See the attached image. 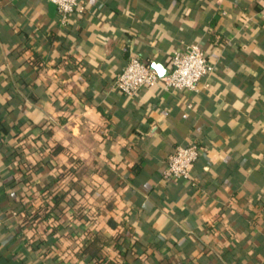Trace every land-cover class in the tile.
I'll use <instances>...</instances> for the list:
<instances>
[{"label": "crops", "instance_id": "crops-1", "mask_svg": "<svg viewBox=\"0 0 264 264\" xmlns=\"http://www.w3.org/2000/svg\"><path fill=\"white\" fill-rule=\"evenodd\" d=\"M188 44L196 91L114 86ZM0 212V264H264V0H0Z\"/></svg>", "mask_w": 264, "mask_h": 264}, {"label": "built area", "instance_id": "built-area-1", "mask_svg": "<svg viewBox=\"0 0 264 264\" xmlns=\"http://www.w3.org/2000/svg\"><path fill=\"white\" fill-rule=\"evenodd\" d=\"M55 4L60 23L65 24L71 13L84 9V0H49ZM213 63L197 44L185 45L170 55L164 74L131 54L113 80L114 86L125 95L135 96L145 86H159L166 91L186 89L196 91L200 79L212 72ZM201 149L195 142L178 145L166 158L162 175L165 178L190 179V170ZM4 217L0 213V225Z\"/></svg>", "mask_w": 264, "mask_h": 264}, {"label": "trees", "instance_id": "trees-1", "mask_svg": "<svg viewBox=\"0 0 264 264\" xmlns=\"http://www.w3.org/2000/svg\"><path fill=\"white\" fill-rule=\"evenodd\" d=\"M59 148H60L59 146L56 147V148L54 149V152H57V150H58ZM69 176H72L71 170H70L69 168L62 169V170H60V171L58 172V178H60V179L68 178ZM58 188H59V186H58L57 183H56L54 186L50 187L51 192H52V193L55 195V197H56V200L59 199V198L57 197V194H56ZM45 191H46V189H45ZM56 204H57V203H56ZM57 205H58V204H57ZM58 206H59V209H62V206H60V205H58ZM48 212H49V209L46 211L45 214H48ZM0 213H1V215L4 217V213H2V212H0ZM34 216H35V215H34Z\"/></svg>", "mask_w": 264, "mask_h": 264}, {"label": "water", "instance_id": "water-1", "mask_svg": "<svg viewBox=\"0 0 264 264\" xmlns=\"http://www.w3.org/2000/svg\"><path fill=\"white\" fill-rule=\"evenodd\" d=\"M159 72V74H164V72L163 73H161L160 71H158Z\"/></svg>", "mask_w": 264, "mask_h": 264}]
</instances>
